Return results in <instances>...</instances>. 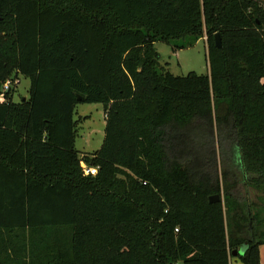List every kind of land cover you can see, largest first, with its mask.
Here are the masks:
<instances>
[{
	"label": "trees",
	"instance_id": "1",
	"mask_svg": "<svg viewBox=\"0 0 264 264\" xmlns=\"http://www.w3.org/2000/svg\"><path fill=\"white\" fill-rule=\"evenodd\" d=\"M204 38L209 75L161 68L156 42ZM19 76L29 98L0 102V264H230L245 242L261 264L264 7L0 0V84ZM80 103L108 106L93 157Z\"/></svg>",
	"mask_w": 264,
	"mask_h": 264
},
{
	"label": "rangeland",
	"instance_id": "2",
	"mask_svg": "<svg viewBox=\"0 0 264 264\" xmlns=\"http://www.w3.org/2000/svg\"><path fill=\"white\" fill-rule=\"evenodd\" d=\"M181 42L167 44L156 42L155 50L160 55V66L163 70L175 76H188L190 73L209 75L208 47L206 38L200 39L195 45L185 49H176ZM175 50V51H174ZM7 80L5 83H7ZM13 102L19 103L30 96L31 80L24 76H19L17 84L12 85ZM5 92L3 84H0V102L4 101ZM74 120L76 122V143L75 148L78 155L93 157L102 147L105 139V108L102 104L80 103L75 110ZM260 192L252 191V201H256ZM224 195L222 194V197ZM178 264H185L179 262Z\"/></svg>",
	"mask_w": 264,
	"mask_h": 264
},
{
	"label": "water",
	"instance_id": "3",
	"mask_svg": "<svg viewBox=\"0 0 264 264\" xmlns=\"http://www.w3.org/2000/svg\"><path fill=\"white\" fill-rule=\"evenodd\" d=\"M255 1L256 3H258L259 5H261L262 7H264V0H252ZM216 47H221V37L220 34H217L216 36ZM79 101H82L83 98L79 97L78 98ZM25 100V99H24ZM105 111L108 109L107 105H104ZM222 201V196H213L210 198V203L211 204H216V203H220ZM249 248L248 242H245L244 244H242V246L240 247V249L233 251L232 253V257L238 258L239 256L243 255Z\"/></svg>",
	"mask_w": 264,
	"mask_h": 264
},
{
	"label": "crops",
	"instance_id": "4",
	"mask_svg": "<svg viewBox=\"0 0 264 264\" xmlns=\"http://www.w3.org/2000/svg\"><path fill=\"white\" fill-rule=\"evenodd\" d=\"M260 198L261 199L264 198V193L260 192L259 195L257 194L256 197L257 202L254 201V203H256L257 209H261L263 211V215H264V206H263L264 204L263 201L260 200ZM262 232H264V229ZM260 263L264 264V244L260 247ZM230 264H244V263H242L238 258L230 257Z\"/></svg>",
	"mask_w": 264,
	"mask_h": 264
},
{
	"label": "built area",
	"instance_id": "5",
	"mask_svg": "<svg viewBox=\"0 0 264 264\" xmlns=\"http://www.w3.org/2000/svg\"><path fill=\"white\" fill-rule=\"evenodd\" d=\"M13 84L16 85L17 81H15L14 83H12L11 81H8L7 83H5L4 86H3L4 92L6 93V92L10 91V89H11ZM97 174H98V169L97 168H95L93 166L86 167L85 175H87V176H96ZM176 231H178V230H176Z\"/></svg>",
	"mask_w": 264,
	"mask_h": 264
}]
</instances>
